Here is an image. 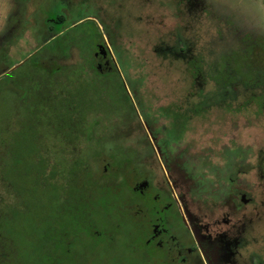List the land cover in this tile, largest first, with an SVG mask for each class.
Wrapping results in <instances>:
<instances>
[{
  "label": "rangeland",
  "instance_id": "374dc122",
  "mask_svg": "<svg viewBox=\"0 0 264 264\" xmlns=\"http://www.w3.org/2000/svg\"><path fill=\"white\" fill-rule=\"evenodd\" d=\"M32 1L33 5L27 0L22 2L27 6L29 18L25 19L28 24L22 32L37 25L32 15L34 6L44 5L41 4L44 0ZM64 3L70 4L75 14L83 10L87 15H96L63 31L60 37L63 51L67 52L69 47L65 45L71 39L78 44L86 40L90 45L73 46L68 57L75 62L88 59L92 63L94 40L110 45L115 76L109 86L105 81L100 83L101 90L111 91L118 101L125 91L124 84L131 93L135 92L138 110L148 117L149 125L160 137L166 138L162 147L172 158L171 167L189 176L197 202L203 203L221 187L243 186L252 196L253 211L245 220L243 233L236 236L225 254L206 257L207 264H264V0H64ZM12 9L5 4L6 20ZM64 17L63 29L76 18L66 12ZM32 46L25 41L9 46L4 50V60H20ZM47 56L46 53L44 58ZM27 65L18 69L14 77L28 69ZM72 74L80 76L81 71ZM85 74L83 83L77 84V77L71 79L73 83L68 90L83 91L87 99L95 97L100 89L90 83L96 72L87 68ZM10 85L9 80L5 87ZM1 88L0 220L2 214L5 217L13 213L9 207L11 191L7 189L13 185L20 190L25 203L32 206L33 213L31 219L22 216L21 225L7 222L4 229L15 242L20 260L45 264L44 242L40 240L43 215L58 207L53 200L59 191H50L46 182L44 162L51 163L53 158L49 151L42 150L44 139H49L48 147L61 156L53 167L62 165L63 160L62 166L67 170L66 163L73 154L81 151L83 155L89 144L93 122L122 124L129 111L122 104L120 111L110 114L112 110L101 103L99 109L86 104L89 109L84 112L83 102H78L79 106L72 102L70 113L64 109L65 118L61 114L62 122L76 123L72 128L68 126L70 131L68 128L23 131L10 94ZM80 123L89 126L84 131ZM28 132L38 139L33 140L31 134L26 135ZM103 132L109 134L110 130ZM74 138L76 141L67 145ZM217 151L222 155L217 156ZM237 169L244 173L230 182ZM15 247L5 244L3 248L0 243V264H14Z\"/></svg>",
  "mask_w": 264,
  "mask_h": 264
},
{
  "label": "flooded vegetation",
  "instance_id": "af4514ba",
  "mask_svg": "<svg viewBox=\"0 0 264 264\" xmlns=\"http://www.w3.org/2000/svg\"><path fill=\"white\" fill-rule=\"evenodd\" d=\"M45 1V13L38 8L34 14L38 21L35 34L42 33V22L44 32L51 37L21 61L13 65L7 61L0 76L1 90L5 88L4 92L10 94L14 112L21 117L22 130L47 132L68 128L70 131L68 126L72 128L76 123L62 122L61 114L64 109L70 113L72 102L82 104L84 112L89 109L86 104L99 109L101 103L112 110L110 114L120 111L122 104L129 111L122 124L93 122L94 133L87 139L89 144L83 155L74 149L77 153L66 163L67 170L62 166L63 160H60L62 165L54 166L58 170L53 167L61 156L48 147L49 139H44L42 150L49 151L53 158L51 163L44 162L46 182L50 191H59L53 200L58 207L43 215L40 240L44 242L45 264H207L206 257L225 254L236 236L243 233L245 220L253 211L252 196L243 186L221 187L203 203L197 202L189 176L171 167L172 158L162 147L167 143L166 138L160 137L149 125L148 117L138 110L135 92L131 93L124 84L125 91L118 101L111 91L101 90L100 83L105 81L109 86L115 76L116 64L110 45L94 40L92 63L88 59L75 62L68 57L69 49L63 51L60 39L63 31L87 22L96 14L87 15L83 10L75 14L64 0ZM64 12L76 18L63 29ZM46 53L48 56L44 58ZM26 65L28 69L14 77ZM87 68L96 72L90 83L100 90L95 97L86 99L83 91L73 92L68 88L73 83L71 79L76 77L77 84L83 83ZM75 69L81 71L80 76L71 75L77 72ZM9 80L11 85L7 88L5 84ZM80 124L84 131L89 126ZM107 129L109 134L103 132ZM34 135L31 134L32 139L37 140ZM82 137L83 134L79 138ZM69 141L67 145L76 138ZM221 151L215 154L221 156ZM242 173L244 170L237 169L230 176V182ZM14 181L15 178L11 183ZM7 189L11 191L9 207L13 211V219L8 222L21 225L22 216L28 215L31 219L32 206L25 203L19 189L13 185ZM3 215L0 243L3 248L10 243L15 247V242L5 234ZM13 253L18 259L17 250Z\"/></svg>",
  "mask_w": 264,
  "mask_h": 264
},
{
  "label": "crops",
  "instance_id": "0c3cea01",
  "mask_svg": "<svg viewBox=\"0 0 264 264\" xmlns=\"http://www.w3.org/2000/svg\"><path fill=\"white\" fill-rule=\"evenodd\" d=\"M24 1L25 0H0V76H2L5 71V64H8V62L4 60V50H6L9 46L17 45L23 41L33 44L32 48L27 51L28 53H26L20 60L12 61L9 64L13 65L28 57L34 50H36L40 46V44H43L51 37L44 32V23L42 22V33L38 36L35 34V28L37 27V25L31 30L29 29L25 32H22L23 26H26L28 24V22L25 23V19H29L26 16L27 6L22 3ZM27 1H29V5H33L32 0ZM6 3L9 5V7H13L12 13L10 12V14L7 15V20L5 15ZM41 4L44 5L39 4L38 6H34V10L32 12L33 16L37 12L38 8L43 11V14L45 13L44 10L46 8V1L44 0L43 3L41 2ZM39 37L41 38V41L39 40Z\"/></svg>",
  "mask_w": 264,
  "mask_h": 264
},
{
  "label": "trees",
  "instance_id": "16d2710c",
  "mask_svg": "<svg viewBox=\"0 0 264 264\" xmlns=\"http://www.w3.org/2000/svg\"><path fill=\"white\" fill-rule=\"evenodd\" d=\"M62 39V38H61ZM76 39H71L69 42L70 43H68L67 42V45H68V49H69V51L71 50V48H72V44H74V46H77V47H79V45L80 44H85V43H87L88 45H90L86 40L85 41H82L83 43H80V44H78L76 41H75ZM66 41V40H65ZM64 41V42H65ZM87 44H85L83 47L85 48V46L87 45ZM92 47V46H91ZM84 48H83V50H84ZM35 58H38V56L37 57H35ZM5 220H4V223H5V228L7 227L6 226V223L9 221V219H13L12 218V216H11V218H7V216H5V218H4ZM8 229H9V231H11V227H8ZM6 232V231H5ZM5 234H7V232L5 233ZM13 243H10V245H12ZM16 249V248H15ZM14 257H12V259H13ZM14 259H16L15 261H14V264H30V262H28V261H25V260H20L19 259V256H18V259L15 257Z\"/></svg>",
  "mask_w": 264,
  "mask_h": 264
}]
</instances>
